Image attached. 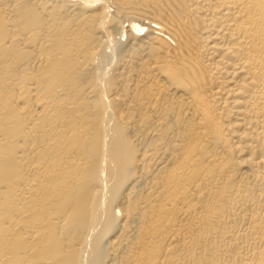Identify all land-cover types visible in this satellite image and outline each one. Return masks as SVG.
Returning <instances> with one entry per match:
<instances>
[{
  "label": "bare ground",
  "instance_id": "bare-ground-1",
  "mask_svg": "<svg viewBox=\"0 0 264 264\" xmlns=\"http://www.w3.org/2000/svg\"><path fill=\"white\" fill-rule=\"evenodd\" d=\"M0 264H264V0H0Z\"/></svg>",
  "mask_w": 264,
  "mask_h": 264
},
{
  "label": "rangeland",
  "instance_id": "rangeland-1",
  "mask_svg": "<svg viewBox=\"0 0 264 264\" xmlns=\"http://www.w3.org/2000/svg\"><path fill=\"white\" fill-rule=\"evenodd\" d=\"M118 37H119V39H118ZM118 37L116 38V41H114V43H113V45H112V47H113V46H114V47L117 46L118 48H116V47L114 48V47H113L114 50H113V49H112V50H111V49H108V53H109V54H111V53H110L111 51H112V52H113V51H117V52H118L119 48H120V50H119L120 53H122V51L124 50V47H125V46H123V45H124L123 43H124V41H125L126 36H125L124 33H123L122 35H119ZM120 41H121V42H120ZM122 41H123V42H122ZM121 43H122V44H121ZM117 49H118V50H117ZM121 50H122V51H121ZM109 51H110V52H109ZM117 52H115V53H117ZM120 53H119V54H120ZM112 54H113V58H112V59H115V60L113 61V60L111 59V61H109L110 58H111V57H109V56H111ZM112 54H111V55H108L109 58H108V57L106 58V59H107V60H106L107 63H109V65H110L111 67H113L112 64H113V63L115 64V63H116V60H117V59L114 57V52H113ZM119 54L117 53V55H115V56L118 58V55H119ZM120 55H121V54H120ZM119 57H120V56H119ZM108 59H109V60H108ZM112 61H113V63H112ZM105 63H106V62H105ZM107 63H106L105 65H106L107 69H109L108 67H110V66H108ZM111 63H112V64H111ZM110 69H111V68H110ZM110 69H109V70H110Z\"/></svg>",
  "mask_w": 264,
  "mask_h": 264
}]
</instances>
